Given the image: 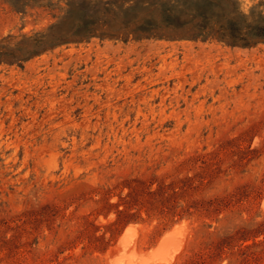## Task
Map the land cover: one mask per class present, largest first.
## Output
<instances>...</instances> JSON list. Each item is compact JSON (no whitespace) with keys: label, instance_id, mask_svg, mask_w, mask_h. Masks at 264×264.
<instances>
[{"label":"rangeland","instance_id":"1","mask_svg":"<svg viewBox=\"0 0 264 264\" xmlns=\"http://www.w3.org/2000/svg\"><path fill=\"white\" fill-rule=\"evenodd\" d=\"M160 1L0 0V264H156L151 251L167 234L179 246L168 264H182L203 226L212 233L230 225L129 224L103 250L69 242L101 187L144 173L171 151L156 174L227 140L255 153L219 189L254 187L240 220L264 225V44L205 37L223 28L208 22L214 10L192 0L170 3L183 11L179 22L159 21ZM147 27L203 35L133 38ZM80 37L88 39L73 40ZM91 219L106 225L114 214ZM252 235L247 244H263L240 264H264V232Z\"/></svg>","mask_w":264,"mask_h":264},{"label":"trees","instance_id":"2","mask_svg":"<svg viewBox=\"0 0 264 264\" xmlns=\"http://www.w3.org/2000/svg\"><path fill=\"white\" fill-rule=\"evenodd\" d=\"M192 1L196 7L214 10L217 15L215 21L208 22L223 28L221 33H209L205 37L213 36L230 47L248 48L264 44V15L256 14L255 10L250 16L243 15L237 0ZM171 2L176 4L178 1H160L158 9L155 3L148 5L156 9L154 12H157L159 21L174 19L179 22L183 11H175L170 6ZM179 6L184 7L183 4ZM149 14L153 21V13ZM178 32L177 29L163 31L161 28L147 27L134 32L133 38H198L203 35V32L197 35ZM86 39L88 37L73 40ZM254 153L255 150L249 146L239 144L236 140H227L214 145L210 151L203 148L200 152L184 155L181 160L172 161L170 170L158 175V168L172 160L173 152L169 156H160L157 162L147 165L144 173L135 177L129 175L116 185L101 187L97 191L99 199L94 202V213L77 219L75 237L69 245L87 241L84 248L100 250L103 247V250L129 224L155 222V229L164 231L183 220H207L216 224L224 222L230 227L223 232L214 228V232L209 233L206 230L212 228V225L203 226L206 230L196 233L200 238L196 244L197 250L192 251L182 264H220L223 257L230 264H240L242 259H246L248 251L263 244L262 241L252 244L246 242L252 234L264 232V225L240 220L245 212L243 204L249 203L250 195L258 191L248 187L249 184L239 185L231 192L219 187L226 182L232 183L233 178L230 176L234 177L240 168L244 169L254 158ZM124 189L127 191L122 193ZM111 197L116 198L114 203L109 202ZM109 212H113L114 219L106 225H95L94 219H91L96 215L107 217Z\"/></svg>","mask_w":264,"mask_h":264},{"label":"bare ground","instance_id":"3","mask_svg":"<svg viewBox=\"0 0 264 264\" xmlns=\"http://www.w3.org/2000/svg\"><path fill=\"white\" fill-rule=\"evenodd\" d=\"M173 232L175 233V230H173ZM176 232H177V230H176ZM128 233H130V231L128 232ZM127 232H126V234L125 235H127L128 234ZM169 233V232H168ZM131 234V233H130ZM176 234V233H175ZM126 237V236H125ZM165 238V237H164ZM162 239V244H161V246H160V248L162 249H160V248H158L159 250H161L160 252H158V253H156L157 251H156V249L154 250L155 251V253L157 254H155V256H154V251H151V257L153 256V258L152 259H156V261H157V263L156 264H168L169 262H170V260L173 258V257H175V256H173L174 255V253L175 252H177V250H178V248H179V246H173V244H172V242H168L167 240L170 238L169 237V235L167 234V236H166V238L165 239ZM170 240V239H169ZM127 241V240H126ZM124 242V243H128V241L127 242ZM171 241V240H170ZM157 249V250H158ZM158 250V251H159ZM149 255V254H148ZM122 257V256H121ZM147 257V260H148V257L149 256H145V258ZM144 257H143V259H145ZM146 259L144 260V261H147Z\"/></svg>","mask_w":264,"mask_h":264},{"label":"clouds","instance_id":"4","mask_svg":"<svg viewBox=\"0 0 264 264\" xmlns=\"http://www.w3.org/2000/svg\"><path fill=\"white\" fill-rule=\"evenodd\" d=\"M239 11L245 15L250 16L255 10L259 15H264V3L261 0H237Z\"/></svg>","mask_w":264,"mask_h":264}]
</instances>
